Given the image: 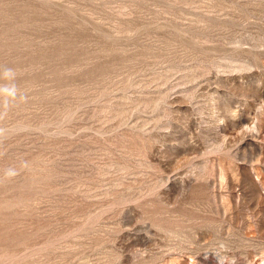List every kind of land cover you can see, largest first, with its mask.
I'll list each match as a JSON object with an SVG mask.
<instances>
[{
  "label": "rangeland",
  "instance_id": "374dc122",
  "mask_svg": "<svg viewBox=\"0 0 264 264\" xmlns=\"http://www.w3.org/2000/svg\"><path fill=\"white\" fill-rule=\"evenodd\" d=\"M0 67V264H264V0H0Z\"/></svg>",
  "mask_w": 264,
  "mask_h": 264
},
{
  "label": "clouds",
  "instance_id": "9594fccd",
  "mask_svg": "<svg viewBox=\"0 0 264 264\" xmlns=\"http://www.w3.org/2000/svg\"><path fill=\"white\" fill-rule=\"evenodd\" d=\"M17 73L10 67H0V106L8 108L17 103L27 102V96L20 90L16 83ZM2 131V130H0ZM23 167L27 168L28 163L24 162ZM19 175L14 167L3 170V178L13 179Z\"/></svg>",
  "mask_w": 264,
  "mask_h": 264
}]
</instances>
